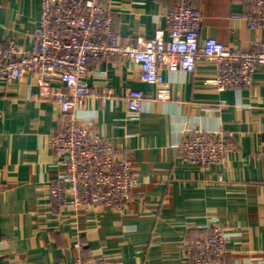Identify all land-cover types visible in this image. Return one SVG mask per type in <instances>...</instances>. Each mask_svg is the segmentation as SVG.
Listing matches in <instances>:
<instances>
[{"label": "crops", "instance_id": "0c3cea01", "mask_svg": "<svg viewBox=\"0 0 264 264\" xmlns=\"http://www.w3.org/2000/svg\"><path fill=\"white\" fill-rule=\"evenodd\" d=\"M121 41L150 37L163 11L181 0H102ZM202 15L200 40L215 37L230 49L259 48L264 27L232 15L241 0H186ZM41 0H0V45L24 49L38 25ZM91 87L73 110L136 165L138 184L120 208L59 215L49 188L60 180L48 139L61 123L58 104L41 99L36 76L0 79V264H66L79 253L124 264H187L185 241L207 235L216 219L226 249L219 264H264V70L241 88L217 87L214 65L200 57L193 71H162L167 100L145 99L127 115L133 90L153 92L138 64L120 56L92 61ZM55 85L62 83L57 79ZM108 96L103 101L102 91ZM194 128L229 131L235 144L222 162L201 167L183 159L179 141Z\"/></svg>", "mask_w": 264, "mask_h": 264}, {"label": "built area", "instance_id": "2783aa9c", "mask_svg": "<svg viewBox=\"0 0 264 264\" xmlns=\"http://www.w3.org/2000/svg\"><path fill=\"white\" fill-rule=\"evenodd\" d=\"M241 1L244 9L232 16L245 19L251 28L264 27V0ZM162 17L164 26L152 36L121 41L102 0H41L39 22L30 33L29 46L22 49L13 39L0 45V79L17 80L32 73L37 79L36 96L58 104L61 123L48 142L64 171L49 188L52 208L60 216L123 207L132 200L138 184L132 155L125 148L118 150L89 123L73 118V109L91 92L87 77L92 61L115 55L133 60L140 78L154 86L153 92L129 93L130 118L139 116L145 99L170 98L162 71H193L200 57L214 65L217 87L241 88L250 83L257 67L264 70V41L253 50L230 49L212 36L200 40L201 12L186 0L165 9ZM57 79L62 83L59 87ZM107 96L102 91L103 101ZM234 146L231 133L224 129L194 128L178 143L183 159L201 167L224 161ZM207 227V235L185 241L187 264H219L226 249L224 228L216 219ZM74 246L79 253L66 264H124L83 256L80 240Z\"/></svg>", "mask_w": 264, "mask_h": 264}]
</instances>
